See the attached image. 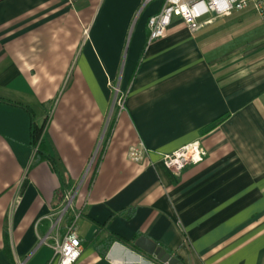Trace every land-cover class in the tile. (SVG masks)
<instances>
[{"label": "crops", "instance_id": "obj_1", "mask_svg": "<svg viewBox=\"0 0 264 264\" xmlns=\"http://www.w3.org/2000/svg\"><path fill=\"white\" fill-rule=\"evenodd\" d=\"M160 6L0 0V264H57L72 221L73 264H164L139 236L183 264H264L262 21L246 9L193 30L174 17L149 41ZM46 119L37 160L31 126ZM195 139L201 162L164 168L162 154Z\"/></svg>", "mask_w": 264, "mask_h": 264}, {"label": "built area", "instance_id": "obj_2", "mask_svg": "<svg viewBox=\"0 0 264 264\" xmlns=\"http://www.w3.org/2000/svg\"><path fill=\"white\" fill-rule=\"evenodd\" d=\"M246 9L257 14L264 26V0H161L160 9L147 20L148 39L151 41L164 36L174 17L180 18L194 30L199 26V20L204 16L208 15V18L204 19V22H207L214 17L229 14L232 11ZM118 105L121 107L120 104ZM144 151L145 148L140 145L130 146L128 156L136 161L141 158ZM205 155L206 149L200 139H195L172 152L162 154L161 163L164 168L177 174L186 166L201 162ZM68 207L67 203L58 211L59 217L67 212ZM53 249L57 264H73L78 259L82 244L75 221L65 226L61 240L55 242Z\"/></svg>", "mask_w": 264, "mask_h": 264}, {"label": "trees", "instance_id": "obj_3", "mask_svg": "<svg viewBox=\"0 0 264 264\" xmlns=\"http://www.w3.org/2000/svg\"><path fill=\"white\" fill-rule=\"evenodd\" d=\"M46 123H47V119L45 120L44 124H42V125H37V124L33 123L32 126H31V137H32L33 143L34 144L37 143L36 152H38V154H39L38 157L36 158L37 160H40V159L43 158L42 155H40V154H42L43 150L45 149V146H44V144L42 142V134H43L44 128L46 126ZM112 123H113V120L111 119V121L109 123V126H108V129H107V132L105 134V138H104L105 140L103 142V146L101 147V150H100L101 153H99V155H98V157H97V159L95 161V170H96L98 161H99V159H100V157L102 155V152L104 150V146H105L104 144L106 143V141L109 138L110 131H111V128H112ZM45 157L47 158L48 156H44V158ZM112 241H113L112 239H108V240L104 241L102 244H100L99 245V252L101 254H104L105 251L107 250V248L109 247V245L112 243Z\"/></svg>", "mask_w": 264, "mask_h": 264}, {"label": "water", "instance_id": "obj_4", "mask_svg": "<svg viewBox=\"0 0 264 264\" xmlns=\"http://www.w3.org/2000/svg\"><path fill=\"white\" fill-rule=\"evenodd\" d=\"M134 245L142 250L143 252L154 255L159 261L164 264H183L179 258L168 253L165 248L158 245L152 239L146 236H139L135 241Z\"/></svg>", "mask_w": 264, "mask_h": 264}, {"label": "rangeland", "instance_id": "obj_5", "mask_svg": "<svg viewBox=\"0 0 264 264\" xmlns=\"http://www.w3.org/2000/svg\"><path fill=\"white\" fill-rule=\"evenodd\" d=\"M113 91H114V103H113V107L114 106H117V109H120L121 107H123V98H124V92L123 91H121V90H119L118 88H113ZM119 101V102H118ZM120 104L121 105V107L118 105V104ZM115 115H116V113H115ZM113 115H111L110 117L111 118H109V121H108V124H107V128H106V131H105V133L107 132V129H108V126H109V123H110V121H111V119H113V117H115V116H113ZM72 200V196H71V198H68L67 200H66V203H65V205L67 204V203H70V201Z\"/></svg>", "mask_w": 264, "mask_h": 264}]
</instances>
